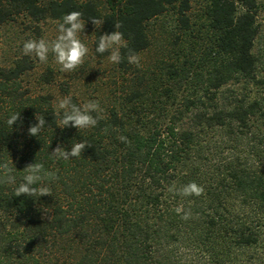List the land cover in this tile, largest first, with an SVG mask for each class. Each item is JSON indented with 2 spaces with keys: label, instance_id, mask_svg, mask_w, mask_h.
Masks as SVG:
<instances>
[{
  "label": "trees",
  "instance_id": "trees-1",
  "mask_svg": "<svg viewBox=\"0 0 264 264\" xmlns=\"http://www.w3.org/2000/svg\"><path fill=\"white\" fill-rule=\"evenodd\" d=\"M191 9L192 0H0V28L20 15L103 20L100 58L109 53L96 52L99 37L121 23L124 75L134 69L129 50L151 46L152 24L174 21L169 59L135 74L99 124L80 132L58 127L52 93L23 87L33 59L4 64L0 54V163L15 175L0 182V264H264V0H204L196 17ZM16 112L22 126L10 128ZM36 114L47 122L39 137L28 134ZM80 141L92 146L79 158L51 153ZM35 162L56 173L43 181L52 195L15 196ZM191 182L201 196L169 190Z\"/></svg>",
  "mask_w": 264,
  "mask_h": 264
},
{
  "label": "clouds",
  "instance_id": "clouds-1",
  "mask_svg": "<svg viewBox=\"0 0 264 264\" xmlns=\"http://www.w3.org/2000/svg\"><path fill=\"white\" fill-rule=\"evenodd\" d=\"M83 14L79 11H72L62 17V22H58V35L51 40L46 38L29 39L23 44V54L38 58L41 63H48L49 56L53 57L54 63L60 66V71L64 73H73L80 69L89 55V48L80 39V34L85 33V22L82 19ZM92 23L96 28H101L104 21L98 18H92ZM121 23L115 22V31L105 33L99 37L96 52L104 54L110 53L108 59L113 64L121 63L123 57L121 49L127 48L128 45L124 39V35L119 29ZM127 60L130 64L136 67H142L141 57L132 50H129ZM55 117H59L58 127L61 129L74 127L80 131L90 128H95L101 119H103V109L98 101H89L82 107L72 102L71 96H66L58 101L55 111ZM95 113V115H93ZM22 126L23 120L20 112L12 114L7 119V125L13 128L17 122ZM37 123L32 124L28 128L29 136L39 137L44 126L47 124L45 117L36 114ZM120 139L126 140L124 137ZM92 145L87 141L72 143L71 150L68 151L63 145H58L51 153L54 157L68 160L70 158H79L81 153L87 147ZM21 182L14 190V195L27 197H42L52 195L51 190L43 186L45 180H55L57 175L55 172L46 170L44 165L39 162L28 164ZM0 182L15 184V175L12 167L8 162L0 163ZM41 185L35 187V185ZM178 195L189 197H199L204 193V188L195 182L188 183L179 189L173 185L170 189ZM177 214L183 213L182 219L190 218V211L186 212L182 207L175 209ZM20 252H23V247H20Z\"/></svg>",
  "mask_w": 264,
  "mask_h": 264
},
{
  "label": "rangeland",
  "instance_id": "rangeland-1",
  "mask_svg": "<svg viewBox=\"0 0 264 264\" xmlns=\"http://www.w3.org/2000/svg\"><path fill=\"white\" fill-rule=\"evenodd\" d=\"M204 0H192V16L196 17L202 12ZM264 34V10L261 13ZM60 20L48 18L35 21L25 15L18 16L15 20L5 23L1 28L0 54L4 64H11L15 59L23 58L22 48L26 40L46 38L54 39L58 35L57 25ZM174 21L171 15L157 19L153 26L152 44L140 53L142 67L133 65V70L123 74L118 64L109 61L108 56L103 58L95 54L93 43L95 38V25L85 22V33L80 34V39L89 48V55L85 64L73 73L60 71V66L54 63L49 56L48 63H41L38 58L28 56L35 62V67L28 72L22 81L23 87L28 88L34 95L52 93L55 104L69 95H76L84 105L89 101H98L101 108L105 109L121 100L125 91L129 90L131 78L137 73L154 70L160 59H169L170 29ZM52 69L50 82H47L48 69ZM47 263V262H45Z\"/></svg>",
  "mask_w": 264,
  "mask_h": 264
}]
</instances>
